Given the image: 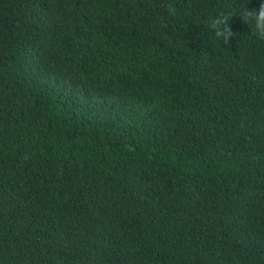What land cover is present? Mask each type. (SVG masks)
Returning a JSON list of instances; mask_svg holds the SVG:
<instances>
[{
	"label": "trees",
	"instance_id": "16d2710c",
	"mask_svg": "<svg viewBox=\"0 0 264 264\" xmlns=\"http://www.w3.org/2000/svg\"><path fill=\"white\" fill-rule=\"evenodd\" d=\"M261 3L0 0V264H264Z\"/></svg>",
	"mask_w": 264,
	"mask_h": 264
},
{
	"label": "clouds",
	"instance_id": "9594fccd",
	"mask_svg": "<svg viewBox=\"0 0 264 264\" xmlns=\"http://www.w3.org/2000/svg\"><path fill=\"white\" fill-rule=\"evenodd\" d=\"M248 4L241 6L233 13L217 12L208 21V27L218 40H222L224 44H228L234 33L229 27L230 19L237 13L242 20L251 25L252 32L259 38L264 39V3H261L259 10L249 9ZM168 15L175 13V8L171 3L165 5Z\"/></svg>",
	"mask_w": 264,
	"mask_h": 264
}]
</instances>
